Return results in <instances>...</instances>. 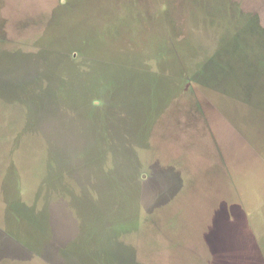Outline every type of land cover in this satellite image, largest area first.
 I'll use <instances>...</instances> for the list:
<instances>
[{"label":"rangeland","instance_id":"374dc122","mask_svg":"<svg viewBox=\"0 0 264 264\" xmlns=\"http://www.w3.org/2000/svg\"><path fill=\"white\" fill-rule=\"evenodd\" d=\"M0 264H264V0H0Z\"/></svg>","mask_w":264,"mask_h":264},{"label":"trees","instance_id":"16d2710c","mask_svg":"<svg viewBox=\"0 0 264 264\" xmlns=\"http://www.w3.org/2000/svg\"><path fill=\"white\" fill-rule=\"evenodd\" d=\"M84 42L86 43L84 46H88L87 42L86 41H84ZM84 46L82 48H80L81 51H83ZM150 117H151L150 118V121L152 122V120H153V114Z\"/></svg>","mask_w":264,"mask_h":264}]
</instances>
